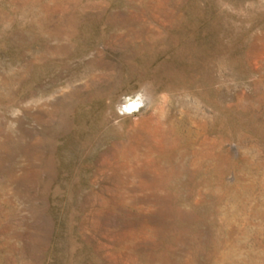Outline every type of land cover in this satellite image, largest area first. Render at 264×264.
<instances>
[{"label":"rangeland","instance_id":"374dc122","mask_svg":"<svg viewBox=\"0 0 264 264\" xmlns=\"http://www.w3.org/2000/svg\"><path fill=\"white\" fill-rule=\"evenodd\" d=\"M0 264H264V0H0Z\"/></svg>","mask_w":264,"mask_h":264},{"label":"clouds","instance_id":"9594fccd","mask_svg":"<svg viewBox=\"0 0 264 264\" xmlns=\"http://www.w3.org/2000/svg\"><path fill=\"white\" fill-rule=\"evenodd\" d=\"M137 99H139V97H137ZM132 110H133V106L132 105H129L127 111L128 112H131Z\"/></svg>","mask_w":264,"mask_h":264}]
</instances>
